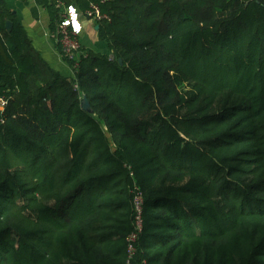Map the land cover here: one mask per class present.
Here are the masks:
<instances>
[{
  "label": "trees",
  "instance_id": "1",
  "mask_svg": "<svg viewBox=\"0 0 264 264\" xmlns=\"http://www.w3.org/2000/svg\"><path fill=\"white\" fill-rule=\"evenodd\" d=\"M73 2L65 75L0 0V264H264V0Z\"/></svg>",
  "mask_w": 264,
  "mask_h": 264
},
{
  "label": "crops",
  "instance_id": "2",
  "mask_svg": "<svg viewBox=\"0 0 264 264\" xmlns=\"http://www.w3.org/2000/svg\"><path fill=\"white\" fill-rule=\"evenodd\" d=\"M66 4L73 0H63ZM15 17L23 24L34 46L42 54L50 66L65 75H73V70L62 57L55 41L52 38L50 24L51 12L49 7L52 0H7ZM83 32L81 42L86 50L107 53V45L99 40L97 22L91 18L81 20Z\"/></svg>",
  "mask_w": 264,
  "mask_h": 264
},
{
  "label": "built area",
  "instance_id": "3",
  "mask_svg": "<svg viewBox=\"0 0 264 264\" xmlns=\"http://www.w3.org/2000/svg\"><path fill=\"white\" fill-rule=\"evenodd\" d=\"M56 2L57 8L60 9L61 20L57 29V42L60 44V52L62 57H66L69 60L75 62V66L78 65V55L82 49L81 35L83 32V25L81 20L83 18H91L94 21H100L104 18H109L107 14L101 12L98 5H91L85 11H81L78 6L72 2L66 4L63 0H52ZM52 34V32H51ZM9 99L0 96V110H4ZM135 228L134 231L128 237V254L132 259L136 253V242L143 230V198L141 193L135 195ZM142 264H146L143 262Z\"/></svg>",
  "mask_w": 264,
  "mask_h": 264
},
{
  "label": "water",
  "instance_id": "4",
  "mask_svg": "<svg viewBox=\"0 0 264 264\" xmlns=\"http://www.w3.org/2000/svg\"><path fill=\"white\" fill-rule=\"evenodd\" d=\"M11 26H12V22H8L7 23V28L10 30L11 29ZM97 28H98V26H97ZM81 106H82V108L85 110V111H87V112H89V113H93L94 112V110H93V108H92V106H91V103H90V101L88 100V98L87 97H84L83 99H82V101H81Z\"/></svg>",
  "mask_w": 264,
  "mask_h": 264
},
{
  "label": "rangeland",
  "instance_id": "5",
  "mask_svg": "<svg viewBox=\"0 0 264 264\" xmlns=\"http://www.w3.org/2000/svg\"><path fill=\"white\" fill-rule=\"evenodd\" d=\"M73 70V69H72ZM106 133H108L107 131H106Z\"/></svg>",
  "mask_w": 264,
  "mask_h": 264
}]
</instances>
